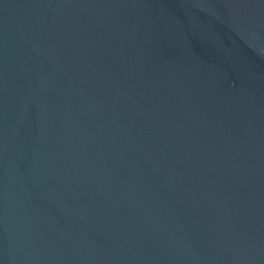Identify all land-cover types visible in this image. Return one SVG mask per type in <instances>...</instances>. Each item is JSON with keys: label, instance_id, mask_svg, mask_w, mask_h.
I'll return each mask as SVG.
<instances>
[{"label": "water", "instance_id": "obj_1", "mask_svg": "<svg viewBox=\"0 0 264 264\" xmlns=\"http://www.w3.org/2000/svg\"><path fill=\"white\" fill-rule=\"evenodd\" d=\"M0 264H264V0H0Z\"/></svg>", "mask_w": 264, "mask_h": 264}]
</instances>
